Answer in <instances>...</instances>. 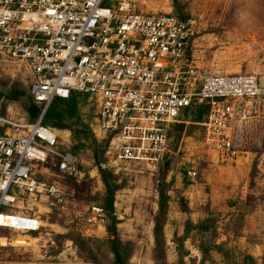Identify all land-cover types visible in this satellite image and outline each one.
Returning <instances> with one entry per match:
<instances>
[{"label":"built area","instance_id":"1","mask_svg":"<svg viewBox=\"0 0 264 264\" xmlns=\"http://www.w3.org/2000/svg\"><path fill=\"white\" fill-rule=\"evenodd\" d=\"M136 2L0 0V62L23 67L41 107L32 123L0 115V228L38 232L39 218L16 212L17 202L65 208L68 194L49 170L69 178L76 160L56 151L60 133L42 124L54 98L93 101V135L108 139L107 154L118 160L157 163L170 128L193 106L207 107L200 144L207 156L229 163L242 152L264 85L251 74L208 73L194 60L193 20L139 11ZM187 176L194 179L193 168ZM87 213L88 227L107 222L101 207Z\"/></svg>","mask_w":264,"mask_h":264},{"label":"rangeland","instance_id":"2","mask_svg":"<svg viewBox=\"0 0 264 264\" xmlns=\"http://www.w3.org/2000/svg\"><path fill=\"white\" fill-rule=\"evenodd\" d=\"M135 7L193 20L192 50L200 67L211 74H251L264 85V0H138ZM29 84L22 66L0 62V115L31 123L27 96L19 102L3 100L12 88L27 93ZM75 102L81 123L93 136L96 104L80 95ZM200 109L179 119L184 121L181 132L178 124L170 128L161 157L169 161L167 169L159 166L160 159L118 160L107 154V141L99 163L122 185L112 216L119 240L130 243L127 264H160L152 230L162 177L169 185L162 243L166 264H264V99L248 120L242 152L229 163L201 148L206 113L197 120ZM57 131L61 140L56 151L76 160V173L69 178L49 170L68 194L65 208L14 203L16 212L38 217L41 226L33 234L0 228V264H114L107 222L94 227L83 222L91 206H102L104 196L92 141ZM93 138L97 145L105 142ZM47 163L56 166L54 158ZM190 168L196 172L194 179L187 176Z\"/></svg>","mask_w":264,"mask_h":264},{"label":"trees","instance_id":"3","mask_svg":"<svg viewBox=\"0 0 264 264\" xmlns=\"http://www.w3.org/2000/svg\"><path fill=\"white\" fill-rule=\"evenodd\" d=\"M180 19V18H179ZM23 96H27L30 101V105L27 108V113L29 115V121L32 123L34 122L40 111L41 107L35 105L30 97L29 90L27 93H22L18 89L12 88L7 91L3 100L11 101V102H19ZM77 94H71L67 99H60L54 98L48 108L46 109L43 117H42V124L49 126L55 130H68L70 133L76 138H86L92 141L93 144V158L96 162L98 173L100 175L101 182L104 186V196L102 199V206L101 208L107 213L109 217L107 219V223L105 225V230L108 234V248L110 253L113 256V263L114 264H127L131 247L130 243H122L117 234L116 230V221L113 214V203H114V196L115 193L122 188L121 184H117V180L115 177L106 169H102L100 167L99 159L102 154H104L106 147H107V140L102 145H97L94 141V135L92 136L90 130L84 126L77 113L76 109V102L75 97ZM194 108H201L200 112L196 115V119H201L202 114L207 113V107L205 106H193L191 108H186L183 110L182 118L186 113ZM184 118V117H183ZM182 118V119H183ZM181 121V120H180ZM184 121H181L178 124V131L181 132L183 128ZM181 124V125H180ZM160 165L164 166L167 169L168 165L170 164L167 158L160 159ZM169 185H166L164 182V178L160 179V184L157 189L158 192V201H157V214L153 219V239H154V253L155 259L159 260L160 264H166L164 261L163 251H162V243H163V225L166 221V211H167V191L169 189ZM209 221L203 223L200 226L201 231L207 230V226ZM252 260V259H251ZM252 264H257L255 261H252Z\"/></svg>","mask_w":264,"mask_h":264},{"label":"bare ground","instance_id":"4","mask_svg":"<svg viewBox=\"0 0 264 264\" xmlns=\"http://www.w3.org/2000/svg\"><path fill=\"white\" fill-rule=\"evenodd\" d=\"M52 158H53V157L48 156L46 162H48V161L51 160ZM54 159H55V158H54ZM55 160H56V159H55ZM58 164H59V162L56 160V166H58ZM54 166H55V164H54Z\"/></svg>","mask_w":264,"mask_h":264}]
</instances>
